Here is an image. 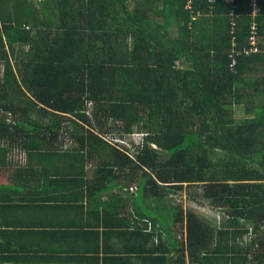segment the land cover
I'll return each instance as SVG.
<instances>
[{
  "label": "trees",
  "instance_id": "trees-1",
  "mask_svg": "<svg viewBox=\"0 0 264 264\" xmlns=\"http://www.w3.org/2000/svg\"><path fill=\"white\" fill-rule=\"evenodd\" d=\"M185 2L7 0L0 9V139L47 161H95L87 205L145 241L155 224L182 221L167 197L183 183L201 188L196 199L264 221V52L235 55L233 68L228 57L231 36L235 49L248 47L252 19L264 49V0L253 17L248 0ZM238 103L248 115L233 116ZM102 133L139 140L119 147ZM130 186L159 215L140 214L148 232L111 192ZM184 219L187 239L197 238L203 224L187 208Z\"/></svg>",
  "mask_w": 264,
  "mask_h": 264
},
{
  "label": "crops",
  "instance_id": "crops-1",
  "mask_svg": "<svg viewBox=\"0 0 264 264\" xmlns=\"http://www.w3.org/2000/svg\"><path fill=\"white\" fill-rule=\"evenodd\" d=\"M6 2L0 0V9ZM38 150L0 139V264H264V221L183 198L203 224L198 237L187 239L183 207L182 221L165 229L155 224L153 236L145 241L87 205L95 161H47ZM61 169H73L77 176L56 171ZM127 191L111 192L126 199L123 213L130 223L148 232L149 220L140 214L159 216L156 209L148 208L134 190ZM105 195L98 199L105 202ZM167 198L175 202L172 194Z\"/></svg>",
  "mask_w": 264,
  "mask_h": 264
},
{
  "label": "built area",
  "instance_id": "built-area-1",
  "mask_svg": "<svg viewBox=\"0 0 264 264\" xmlns=\"http://www.w3.org/2000/svg\"><path fill=\"white\" fill-rule=\"evenodd\" d=\"M207 1L211 2L212 0H207ZM224 1L226 3H229L230 6L233 5V0H224ZM248 4L251 7L250 15L253 17L256 12L255 0H248ZM184 7L186 9H190V0H186ZM229 15L230 16L232 15V11L229 12ZM233 25H234V21L230 20L231 29L233 28ZM258 39H259V34L257 32V24L253 19L249 25V30H248V35H247L248 47H242L241 49H235L234 48V45H235L234 36H231V49L228 53V57L230 58L229 67L233 68V65L235 64V61H236L234 56L240 54L241 52L244 54H247L249 52H260V51L264 52V49H261L258 46ZM113 141L115 142L117 141V143H120V144H125V141L122 139L113 138ZM128 190L132 191L134 190V187L130 186L128 187ZM146 223H147V229H148L150 224L149 222H146Z\"/></svg>",
  "mask_w": 264,
  "mask_h": 264
},
{
  "label": "rangeland",
  "instance_id": "rangeland-1",
  "mask_svg": "<svg viewBox=\"0 0 264 264\" xmlns=\"http://www.w3.org/2000/svg\"><path fill=\"white\" fill-rule=\"evenodd\" d=\"M253 99L256 100L257 98H253ZM248 105H251V104H248ZM244 108H245V104H242V103L233 104L232 105L233 116L235 118H240V117H243V116L248 115L247 113H245ZM0 114H2L1 111H0ZM3 115H5L9 119L12 118L11 114H3ZM102 136H104L107 140L115 143L119 147L120 146H124L123 144H119V143L113 141V137H117L115 135V133H112V134H109V133L103 134L102 133ZM132 136H134V138H135L136 137V134L135 133H133V134L132 133H128V134L126 133V134H123L121 137H117L116 139H122V140H125V141L129 142V140H132V138H133ZM136 139L139 140L138 137H136ZM125 148H127V147H125ZM129 153L132 154V152H129ZM200 189L201 188L200 187H197V185L187 186V185H185V183H183L181 190H179L178 192L172 194L173 197H174V201H175L174 203H179L182 206V208L183 207H185V208L186 207H189L187 205L184 206V202L182 201L183 198L186 201L187 200L188 201L190 200L189 203L192 204V205H193V203L196 204V202H199L200 203V201L198 199H196L197 194L200 193Z\"/></svg>",
  "mask_w": 264,
  "mask_h": 264
},
{
  "label": "clouds",
  "instance_id": "clouds-1",
  "mask_svg": "<svg viewBox=\"0 0 264 264\" xmlns=\"http://www.w3.org/2000/svg\"><path fill=\"white\" fill-rule=\"evenodd\" d=\"M117 142V141H116ZM120 144V143H119Z\"/></svg>",
  "mask_w": 264,
  "mask_h": 264
}]
</instances>
